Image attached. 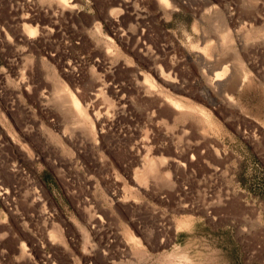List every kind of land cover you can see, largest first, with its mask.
Listing matches in <instances>:
<instances>
[{
	"label": "rangeland",
	"instance_id": "obj_1",
	"mask_svg": "<svg viewBox=\"0 0 264 264\" xmlns=\"http://www.w3.org/2000/svg\"><path fill=\"white\" fill-rule=\"evenodd\" d=\"M168 1L0 0V264H264V0Z\"/></svg>",
	"mask_w": 264,
	"mask_h": 264
},
{
	"label": "bare ground",
	"instance_id": "obj_2",
	"mask_svg": "<svg viewBox=\"0 0 264 264\" xmlns=\"http://www.w3.org/2000/svg\"><path fill=\"white\" fill-rule=\"evenodd\" d=\"M41 3H45L51 6V4H55V7L60 8V9H65L67 8L66 5V0H39ZM158 4L162 7V9H169L170 7L172 9H176V6L174 5H170L168 0H157ZM180 4V1L182 2L183 0H178ZM184 2V1H183ZM186 2H184L185 4ZM177 4V3H176ZM175 4V5H176ZM182 4V3H181ZM183 5V4H182ZM188 5V4H187ZM190 5V4H189ZM184 6V5H183ZM186 7V5H185ZM188 7V6H187ZM190 7V6H189ZM170 8V9H171ZM174 11V10H173ZM167 12V11H166ZM26 26H24V30H26L25 28ZM30 27V26H29ZM28 29V28H27ZM28 34L31 36L33 34H35L36 30L29 28L28 30ZM94 34V33H93ZM98 35V29L95 30V35ZM119 35V34H118ZM94 36V35H93ZM247 38V37H246ZM225 43L229 42V36L228 35H224V39H223ZM100 42V41H98ZM234 60L235 62L240 66H238L240 68L239 71V76L238 78H236L238 80L237 85L240 86L244 83L245 79H246V73L245 70L243 68L242 62L239 59L238 54H235L234 56ZM64 74V73H63ZM201 75H205L207 77V74L202 71ZM165 76V75H164ZM160 77V76H159ZM166 77V76H165ZM229 76V71L227 68L223 67L221 68V70L219 72H216L213 74V76L211 78L207 77L209 80V88L212 89V91L216 92V91H220V90H224V88L227 86L225 85L224 81H226L228 79ZM162 78V77H161ZM164 78V77H163ZM168 78V77H167ZM56 80V79H55ZM162 80V79H161ZM168 80V79H166ZM144 81L146 82L145 84H147V90H145L147 93H151L152 90H154L155 85L152 81H150V78L145 76L144 77ZM172 82V81H171ZM224 82V83H222ZM232 82V81H231ZM235 82V80H234ZM59 84V83H58ZM102 85V84H101ZM230 85V83H229ZM234 86V85H233ZM236 86V85H235ZM234 86V88H235ZM229 87V86H228ZM227 88V87H226ZM231 88V87H230ZM233 88V89H234ZM102 89H98L97 92H101ZM161 92V91H160ZM227 92V91H226ZM162 95V93H160ZM95 96V95H94ZM151 96V95H150ZM224 99H226L227 103L229 106L232 107H236V103L232 97V95L230 94H225L223 96ZM163 101H165L168 106H170L171 108L173 107L176 110V115L178 119H183L187 116V114L189 112H187V114L185 115V113H183V109L186 108L184 106V104H182L180 101H177L171 97H168L167 95H163ZM52 103H54L56 105V107L60 110L61 113L64 114L65 116V121L66 124L72 128L70 129L71 131L73 130V128H78L81 127L83 134L88 138H90L94 132V123L101 125V118L100 116L95 113L94 114V123L92 122V120L88 117L87 114V109L88 106L85 105L83 106L76 98L75 96L72 95V93H70L67 88L64 87V85L62 86L61 84L56 85V88L54 89V98H52ZM163 103V102H162ZM188 106V105H187ZM191 106V105H190ZM189 106V107H190ZM193 109V108H192ZM191 107H190V111H192ZM195 109V108H194ZM185 110V109H184ZM189 110V108H188ZM174 117V116H173ZM175 117V119H177ZM199 129V128H198ZM69 130V129H68ZM81 131V132H82ZM67 130L65 129V131H63V133H66ZM73 132V131H72ZM143 161V162H142ZM164 158L162 157H150L149 155H144L142 157L141 162L143 163L141 169H137L134 172V182L135 185L139 187H145L148 182L150 180L155 181L156 184H163V183H167V179L166 177L161 174H159V166L162 165L164 163ZM126 192V191H125ZM127 196V195H126ZM125 199V198H124ZM128 200V199H127ZM243 219V218H242ZM96 221V220H95ZM57 234V233H56ZM52 235V234H51ZM55 236V235H53ZM262 237V236H261ZM54 238V237H51ZM55 238H57V240L59 239L58 237L55 236ZM264 239V238H263ZM257 240V239H256ZM56 241V239H55ZM52 243V242H51ZM254 244V243H253ZM258 244V243H257ZM259 246V244H258ZM259 253V252H258ZM252 256V255H251Z\"/></svg>",
	"mask_w": 264,
	"mask_h": 264
}]
</instances>
